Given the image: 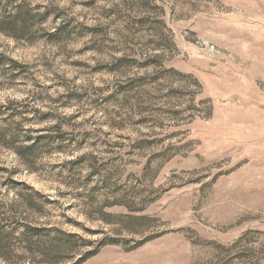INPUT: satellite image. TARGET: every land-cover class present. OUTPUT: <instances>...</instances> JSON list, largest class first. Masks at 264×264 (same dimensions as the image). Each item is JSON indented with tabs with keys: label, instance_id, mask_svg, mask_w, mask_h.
Listing matches in <instances>:
<instances>
[{
	"label": "rangeland",
	"instance_id": "374dc122",
	"mask_svg": "<svg viewBox=\"0 0 264 264\" xmlns=\"http://www.w3.org/2000/svg\"><path fill=\"white\" fill-rule=\"evenodd\" d=\"M0 264H264V0H0Z\"/></svg>",
	"mask_w": 264,
	"mask_h": 264
},
{
	"label": "trees",
	"instance_id": "16d2710c",
	"mask_svg": "<svg viewBox=\"0 0 264 264\" xmlns=\"http://www.w3.org/2000/svg\"><path fill=\"white\" fill-rule=\"evenodd\" d=\"M32 149H33V146L30 145V146H28V147H24V148H23V152H24V151H25V152H26V151H31ZM56 234L59 235V236H60V235H61V236L63 235V234H61V232H56ZM87 256H89V255L87 254ZM87 256H86V257H87ZM86 257H84V258H82L81 260H79V262L83 261Z\"/></svg>",
	"mask_w": 264,
	"mask_h": 264
}]
</instances>
